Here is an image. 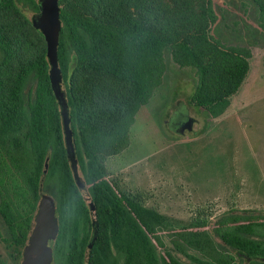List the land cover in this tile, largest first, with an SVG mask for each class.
<instances>
[{"label":"trees","instance_id":"trees-1","mask_svg":"<svg viewBox=\"0 0 264 264\" xmlns=\"http://www.w3.org/2000/svg\"><path fill=\"white\" fill-rule=\"evenodd\" d=\"M58 4L57 74L93 216L67 157L44 37L15 0H0V241L13 264L41 190L56 222L52 264H264V214L242 209L221 214L212 229L200 218L175 227L107 177L105 158L129 144L136 112L164 76L165 54L194 70L195 106L211 117L229 106L251 52L210 33L217 19L212 1ZM241 4L264 30V0Z\"/></svg>","mask_w":264,"mask_h":264},{"label":"rangeland","instance_id":"rangeland-1","mask_svg":"<svg viewBox=\"0 0 264 264\" xmlns=\"http://www.w3.org/2000/svg\"><path fill=\"white\" fill-rule=\"evenodd\" d=\"M211 1L217 19L210 33L224 45L245 46L251 52L249 69L229 106L217 117L195 106L194 70L178 66L165 54L164 76L136 112L129 144L105 158L107 177L117 188L138 195L144 205L170 217L175 227L200 218L212 229L221 214L242 209L264 214V30L242 12L241 0ZM15 2L31 24L43 19L42 0ZM56 78L63 99L58 106L68 160L93 216L76 162L64 86ZM41 206L48 214L53 210L42 190L32 227ZM52 243L50 233L40 246L30 249L27 260L25 245L17 264H42L44 259L52 264ZM0 256L13 264L1 241Z\"/></svg>","mask_w":264,"mask_h":264},{"label":"water","instance_id":"water-1","mask_svg":"<svg viewBox=\"0 0 264 264\" xmlns=\"http://www.w3.org/2000/svg\"><path fill=\"white\" fill-rule=\"evenodd\" d=\"M59 8L60 6L58 4V0H42L43 19L39 20L38 22H32V25L37 28L44 37L46 46V56L50 65V75L52 78L53 93L57 102L62 104V94L59 90L56 78V75H58L56 61V46L58 30L60 27ZM66 153L67 157H69L67 149ZM47 211V209L41 206L35 217V223L30 231L28 243L23 253L25 260H27V255L29 254L30 249L33 250L40 246L44 242V240L50 235V233H52L54 236L56 222L53 210L52 212H50L51 214H48ZM42 264H48L47 260H42Z\"/></svg>","mask_w":264,"mask_h":264}]
</instances>
